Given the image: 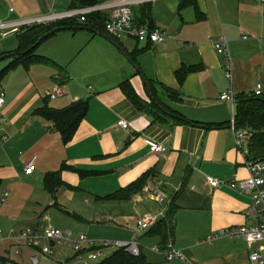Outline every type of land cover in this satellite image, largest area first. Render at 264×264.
<instances>
[{
	"label": "crops",
	"instance_id": "0c3cea01",
	"mask_svg": "<svg viewBox=\"0 0 264 264\" xmlns=\"http://www.w3.org/2000/svg\"><path fill=\"white\" fill-rule=\"evenodd\" d=\"M71 4L72 0H0V22L61 13ZM147 5L149 20L144 25L162 30L165 39L154 44L117 39L127 56L135 52V61L102 33L65 29L34 50L55 64L18 61L0 77V90L6 93L0 108V199L7 193L0 201V227L5 234L11 229L16 233L26 227H55L65 218L69 229H77L76 235L98 242L137 241L148 264H248L256 244L248 247L238 237H221L212 244L200 241L222 229L252 224L246 214L249 196L230 186L248 176L247 157L234 144L231 104L219 97L232 92L237 102L258 83L264 95V1L157 0L136 7L135 15ZM62 32L75 40L71 47L60 46ZM222 37L231 59L230 79L223 56L212 45ZM4 57L13 61L11 53ZM134 66L148 81L150 96L184 121L171 113L160 123L127 99L119 87L126 80L150 102ZM182 67L190 70L179 81L176 74ZM58 87L63 95L49 98ZM170 92L179 99H172ZM78 100L87 101L88 109L65 142L52 120L37 109H62ZM119 119L128 122V130L117 126ZM145 138L163 144L166 152H150ZM32 157L35 169L25 174ZM52 172H58L63 183L53 194L44 183ZM145 173L150 176L141 192L128 199L110 198ZM206 177L221 185L212 187ZM171 204L176 209L168 242L184 253L186 262L167 261L150 250L162 245L152 228ZM138 219L151 224L141 230ZM1 235L0 242L6 237ZM11 235L5 239L19 241ZM34 249L42 254L39 247ZM2 263L17 264L0 257ZM65 263L81 264L77 255Z\"/></svg>",
	"mask_w": 264,
	"mask_h": 264
},
{
	"label": "built area",
	"instance_id": "2783aa9c",
	"mask_svg": "<svg viewBox=\"0 0 264 264\" xmlns=\"http://www.w3.org/2000/svg\"><path fill=\"white\" fill-rule=\"evenodd\" d=\"M157 0H114L103 2L94 6H86L73 8L61 13H50L37 17L23 18L15 22L4 23L0 22V40L12 35H17L21 28L35 24H49L61 20L76 19L81 23H85L87 16L94 13H102L106 16L101 28L97 31H102L117 40L122 37L133 39L139 43H158L165 39V34L158 28H149L144 24L136 21L135 8L145 3H153ZM264 1V0H262ZM98 25V24H97ZM95 29H98L97 26ZM212 45L217 54L224 58L225 76L231 78V59L228 51L227 40L222 37L212 41ZM263 93V86L258 83L252 92L251 96H259ZM63 95L61 88H56L54 92L49 94V98L54 99ZM6 93L0 90V108L5 101ZM221 100H226L231 104L230 128L234 136L235 147L243 151L245 150L246 130L237 129L235 127V103L236 98L232 92L223 93L219 97ZM117 126L128 130L129 124L124 119H119ZM144 143L152 153L163 154L167 148L152 139L145 138ZM245 166L248 171V176L236 182H231L230 186L250 198V205L247 209V217L252 220V224L232 227L228 230L222 229L216 233L209 234L202 239L200 243L212 244L221 237L241 238L245 241L248 247L259 244L255 249L251 250L248 256V264H264V158L250 159L246 158ZM35 169V157H32L24 166V173L30 174ZM207 182L212 187H218L221 182L217 179L206 177ZM7 195L4 193L3 197ZM2 198L0 201H2ZM151 222L147 219H138L137 225L139 229L144 230L150 226ZM1 233V231H0ZM18 240L26 241L32 247H39L41 253L49 255L52 253L53 246H68L76 253L81 264H89L90 261L98 262L102 259V253L106 249L118 250L122 249L133 256H138L140 252L139 243L137 241H121V240H102L100 242L88 237L86 234L80 233L73 235L70 231L62 232L53 227L32 228L26 227L20 232L11 231ZM53 246H50V242ZM151 251L161 253L165 260H181L186 262L187 259L184 253L176 249L171 242L164 246H153ZM87 255V256H85ZM32 263H37V258L32 257Z\"/></svg>",
	"mask_w": 264,
	"mask_h": 264
},
{
	"label": "trees",
	"instance_id": "16d2710c",
	"mask_svg": "<svg viewBox=\"0 0 264 264\" xmlns=\"http://www.w3.org/2000/svg\"><path fill=\"white\" fill-rule=\"evenodd\" d=\"M97 4L98 0H72L71 9L94 6ZM149 11L150 9L148 5L141 7L139 11L140 14L136 16V21L140 24H144L146 20H149ZM105 18L106 16L102 13H94L87 16V20L85 23H81L76 19H70L61 20L49 24H35L21 28L19 33H17L16 35L18 39V48L14 53H11V56H13V61L6 67L5 71H7L13 63L18 61H21L25 64H29L30 62H46L49 64H55L45 56L34 54V50L36 49V47L44 40L42 39L37 43L42 35L58 27H68L67 29L69 30H72V27H88L98 33H103L101 30H97L101 28V25ZM96 25L98 26V29H95ZM133 53L135 52L129 53L128 56L130 57V60L135 61V55ZM56 66L61 70L60 66ZM189 70L190 68L182 67L176 74L177 79L181 81ZM5 71H0V77H2ZM64 74L66 80L69 79L68 75L66 73ZM119 87L123 94L127 97V99L138 110H143L153 115L160 123L167 121V115L169 116V114L172 113L171 111L162 108L159 102L155 101L156 98L153 94L152 95L154 98H150V102L144 101L136 93L133 86L128 80L122 82ZM170 95V97L174 100L179 99L177 94L175 93L170 92ZM87 109V101L78 100L62 109L42 107L37 109V111L43 113L46 117H49L52 120L54 129L59 132L63 140L67 142L72 137L79 121L86 114ZM172 114L176 115L177 118L184 121L181 115H178L177 113ZM235 127L237 129L246 130V157L250 159L264 158L263 93L259 96L245 95L237 98L235 107ZM149 176L150 173L141 175L126 187L114 192L110 198L128 199L133 194L141 192V190L146 185ZM44 183L45 188L51 194H53L60 186H63L58 172L47 173L44 179ZM175 209V205L171 204L166 213V216L162 220L157 222L152 228V232L160 237L162 242L161 246L166 245V243H168V241L173 237ZM94 264H148V261L146 260L145 255L142 253H140L138 256H133L122 249H118L113 251L106 258L95 262Z\"/></svg>",
	"mask_w": 264,
	"mask_h": 264
},
{
	"label": "rangeland",
	"instance_id": "374dc122",
	"mask_svg": "<svg viewBox=\"0 0 264 264\" xmlns=\"http://www.w3.org/2000/svg\"><path fill=\"white\" fill-rule=\"evenodd\" d=\"M110 1H114V0H105V2H110ZM64 33H67V32L60 33V37H62V38H59L60 46H66L65 48L71 47L75 40L70 38V37H72L71 34H69V33L64 34ZM130 42H133V41H130ZM17 47H18V39H17L16 35H12V36H9L5 39L0 40V71H2V70L5 71L6 67L8 65H10V63H11V58L10 57H4V56H6V54H9V53H14L17 50ZM77 52H78V50L76 49L75 52L72 53L70 58L72 59ZM75 59L73 60V62H76ZM68 225L70 226V224L67 223V220L65 218H59L57 220V223L55 224V227H53L52 225H46L45 227L58 228L62 232H66L67 230H71L73 232V234L76 235L77 229L74 227H71V229H69ZM12 230L13 229H11L10 231L7 232V234H5L3 229L0 227V231L2 232L1 237L6 236V237H3L4 240L0 242V257L8 259L10 261L12 260L13 262H16L17 264H33L32 263V257H34V256L38 260L37 264H66L65 260L67 258H73L76 255V253L73 251V249H71L68 246H53L51 254H49V255L40 254L37 250L34 249V247L30 246L24 240L12 241V240L5 239L7 237L12 238V235H11ZM78 234H80V233H78ZM259 244H256V246H258ZM113 251L114 250L112 248L103 251L100 259L106 258ZM145 251L146 250H144V253L148 255V253ZM17 253H19V254H17ZM85 256H87V255H85ZM93 263H94L93 261L89 262V264H93Z\"/></svg>",
	"mask_w": 264,
	"mask_h": 264
},
{
	"label": "water",
	"instance_id": "95a60500",
	"mask_svg": "<svg viewBox=\"0 0 264 264\" xmlns=\"http://www.w3.org/2000/svg\"><path fill=\"white\" fill-rule=\"evenodd\" d=\"M68 27H58V28H55V29H52L51 31H49L48 33H46V34H44V35H42L40 38H39V40L37 41V43L40 41V40H42V39H45L46 37H48L49 35H52V34H54L55 32H57V31H59V30H65V29H67ZM73 29H87V30H92L91 28H88V27H72ZM102 35L106 38V39H108L116 48H118L127 58H128V56H127V54H126V52L124 51V49L120 46V44L115 40V39H113L112 37H110L109 35H107V34H104V33H102ZM129 59V58H128ZM130 60V59H129ZM131 61V60H130ZM135 67V69H136V71L139 73V75H140V78H141V80L143 81V83H144V85L146 86V89H147V91H148V96L150 97V98H152L150 95H151V92H150V86H149V84H148V81L146 80V78L140 73V71H139V69H138V67H136V66H134ZM50 246H53V242L51 241L50 242Z\"/></svg>",
	"mask_w": 264,
	"mask_h": 264
}]
</instances>
